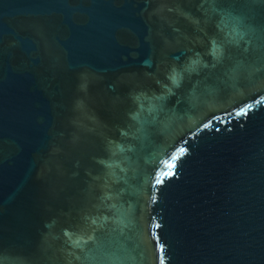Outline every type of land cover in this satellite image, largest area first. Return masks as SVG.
Here are the masks:
<instances>
[{"label": "water", "instance_id": "1", "mask_svg": "<svg viewBox=\"0 0 264 264\" xmlns=\"http://www.w3.org/2000/svg\"><path fill=\"white\" fill-rule=\"evenodd\" d=\"M0 264H264V0H0Z\"/></svg>", "mask_w": 264, "mask_h": 264}, {"label": "snow or ice", "instance_id": "2", "mask_svg": "<svg viewBox=\"0 0 264 264\" xmlns=\"http://www.w3.org/2000/svg\"><path fill=\"white\" fill-rule=\"evenodd\" d=\"M181 152H183V149H181ZM175 159V158H174ZM170 168L174 167V165H169ZM174 173L172 171H169L167 173H165L166 176H171L173 175ZM160 181H157V183H159Z\"/></svg>", "mask_w": 264, "mask_h": 264}]
</instances>
